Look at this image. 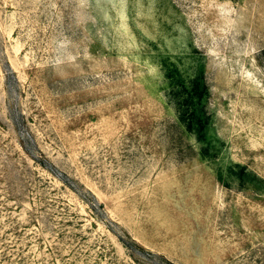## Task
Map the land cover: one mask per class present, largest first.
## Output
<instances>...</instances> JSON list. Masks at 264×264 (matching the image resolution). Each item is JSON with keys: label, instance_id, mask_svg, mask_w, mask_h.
<instances>
[{"label": "rangeland", "instance_id": "rangeland-1", "mask_svg": "<svg viewBox=\"0 0 264 264\" xmlns=\"http://www.w3.org/2000/svg\"><path fill=\"white\" fill-rule=\"evenodd\" d=\"M0 264H264V0H0Z\"/></svg>", "mask_w": 264, "mask_h": 264}, {"label": "trees", "instance_id": "trees-1", "mask_svg": "<svg viewBox=\"0 0 264 264\" xmlns=\"http://www.w3.org/2000/svg\"><path fill=\"white\" fill-rule=\"evenodd\" d=\"M207 90L208 89H206V91ZM203 96H204V92L203 91H200L199 84L197 83V81H195L193 83V88L191 89V91L189 93V97L191 99H194L195 97L202 98L203 99ZM193 117H196V114L195 113H193ZM197 119L199 121L201 131H202V133H204L205 128H206V125L203 123V119L201 117H197Z\"/></svg>", "mask_w": 264, "mask_h": 264}]
</instances>
